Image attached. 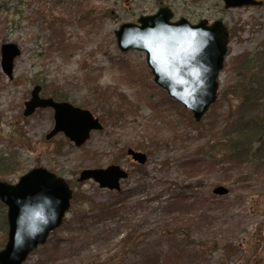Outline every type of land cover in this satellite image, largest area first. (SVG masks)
Here are the masks:
<instances>
[{"label":"rangeland","instance_id":"374dc122","mask_svg":"<svg viewBox=\"0 0 264 264\" xmlns=\"http://www.w3.org/2000/svg\"><path fill=\"white\" fill-rule=\"evenodd\" d=\"M161 8H170L174 21L219 20L229 30L218 100L200 122L155 84L145 52L118 47L122 25ZM7 43L16 44L21 55L10 79L1 70L0 50V151L22 170L5 182L17 184L31 170L45 168L73 191L61 227L24 264H264V180L251 175L232 187L237 178L225 171L231 162L180 167L182 160L210 152L205 145L227 130L230 109L240 104V57L264 52V3L227 9L223 0H0V48ZM36 85L42 97L91 111L104 129L81 147L63 134L47 139L54 111L24 116ZM117 111L123 116L111 118ZM129 149L145 154L146 163H135ZM113 164L129 173L120 191L79 181L84 170ZM186 171L198 175L190 182ZM186 183L194 188L181 204L195 196L206 202L173 217L171 204L179 195L174 185ZM218 186L229 193L215 195ZM117 202L120 218L105 221L101 206ZM2 212L7 217V207ZM169 228L179 234L162 235ZM7 242L8 231L0 225V251Z\"/></svg>","mask_w":264,"mask_h":264},{"label":"water","instance_id":"95a60500","mask_svg":"<svg viewBox=\"0 0 264 264\" xmlns=\"http://www.w3.org/2000/svg\"><path fill=\"white\" fill-rule=\"evenodd\" d=\"M225 8L261 6L257 0H223ZM170 8H161L151 16H142L138 23H126L116 31L118 47L123 52H145L154 82L174 101L189 110L196 122L218 100L219 77L228 55L230 33L222 21L210 24L201 20L192 24L186 18L174 21ZM1 70L13 78L15 61L21 55L14 43L3 44ZM42 86L36 85L25 103L24 116L31 117L39 109L54 111L55 124L47 136L63 134L76 147L90 139L92 132L102 131L99 118L86 109L67 101L42 98ZM135 162L143 165L147 156L128 150ZM129 177L119 165L87 169L80 182L92 180L101 189L120 191L121 182ZM228 188L218 186L214 194L224 196ZM73 191L62 178L45 168H35L22 176L17 184L0 181V202L7 207L8 242L0 251V264H24L29 255L46 244L63 224L71 207Z\"/></svg>","mask_w":264,"mask_h":264},{"label":"trees","instance_id":"16d2710c","mask_svg":"<svg viewBox=\"0 0 264 264\" xmlns=\"http://www.w3.org/2000/svg\"><path fill=\"white\" fill-rule=\"evenodd\" d=\"M240 65H238L237 79L240 81V88L236 90L237 95L240 99V104L234 109H230L231 117L227 120L228 128L222 134L221 138L215 141H209L205 145V149L210 152L205 155H194L197 158L200 156L201 159H187L180 160V167H190L191 165H199L203 160V165H208L211 161L213 167H218L223 164L231 162L233 167L225 169L229 171L230 177L234 176L237 178L236 183H232V187L239 184H244L250 180V177L257 178L258 180H264V52H257L253 54H245L240 57ZM2 81V75L0 72V83ZM141 82V81H140ZM140 82L138 84H140ZM244 85V86H243ZM104 96V95H103ZM106 97V96H104ZM140 98H143V94H139ZM226 97V92L222 93V98ZM169 101L172 99L168 98ZM176 105L179 103H175ZM157 107L153 109L155 111ZM123 116L121 112H111L110 117L118 118ZM195 120V119H194ZM231 121V122H230ZM199 157V158H200ZM186 162V163H185ZM20 163L18 160H14L13 157H8V154L0 151V181H7L11 178V175L15 172L21 171ZM25 170V169H24ZM191 170V169H189ZM193 171V170H191ZM205 169L201 170V175H206ZM187 180H193L198 175L194 172H187ZM200 175V176H201ZM204 180V178H203ZM201 182L202 179H201ZM172 187H170L171 189ZM194 187L191 184L185 185H174V191L179 192L178 196H175L172 201V208L169 214L173 217H177V214L185 215L187 211H192L195 208L199 209V206H203L206 202L204 196H195L193 200H189L187 204H181L186 199H190L187 194L188 190H192ZM132 194H134L132 192ZM200 204V205H199ZM0 202V208H5ZM120 202L112 203V205H102L100 216L104 217L105 221L116 220L120 218L121 210L119 209ZM175 208L177 211H173ZM89 213V212H88ZM87 213V214H88ZM0 225L3 226L4 230L8 231V221L5 213L0 215ZM162 231V230H161ZM175 233V234H173ZM178 235L179 232L175 229H168L163 232L162 235ZM125 247V244L123 245ZM1 247V246H0ZM204 246L202 245L201 248ZM199 248L197 251H200Z\"/></svg>","mask_w":264,"mask_h":264},{"label":"flooded vegetation","instance_id":"af4514ba","mask_svg":"<svg viewBox=\"0 0 264 264\" xmlns=\"http://www.w3.org/2000/svg\"><path fill=\"white\" fill-rule=\"evenodd\" d=\"M262 3H264V2L262 1ZM262 5H263V4H262ZM40 95H41V97H42V92H41ZM42 98H45V97H42ZM49 98H51V97H49ZM53 99H54V98H53ZM67 102H68V101H67ZM39 110H45V109H39ZM39 110H37V111H39ZM37 111H36V112H37ZM36 112H35V113H36ZM35 113H34V114H35ZM34 114H33V115H34ZM94 132H95V131H94ZM92 133H93V132H92ZM49 134H50V133H49ZM54 137H55V136H54ZM54 137H53V138H54ZM53 138H52V139H53ZM50 140H51V139H50ZM133 162H134V161H133ZM135 163H137V162H135ZM137 164L141 166V164H139V163H137ZM113 165H116V164H113ZM119 166H120V165H119ZM108 167H109V166H108ZM99 169H101V168H99ZM124 170L126 171V169H124ZM127 172H128V171H127ZM128 174H129V173H128ZM121 187H122V182H121Z\"/></svg>","mask_w":264,"mask_h":264}]
</instances>
